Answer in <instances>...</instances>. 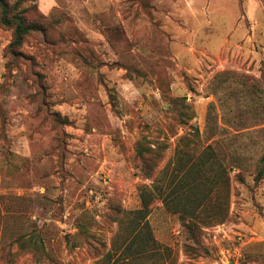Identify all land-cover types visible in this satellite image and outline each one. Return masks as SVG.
Masks as SVG:
<instances>
[{
	"label": "rangeland",
	"instance_id": "374dc122",
	"mask_svg": "<svg viewBox=\"0 0 264 264\" xmlns=\"http://www.w3.org/2000/svg\"><path fill=\"white\" fill-rule=\"evenodd\" d=\"M6 1L0 264H264V0Z\"/></svg>",
	"mask_w": 264,
	"mask_h": 264
},
{
	"label": "trees",
	"instance_id": "16d2710c",
	"mask_svg": "<svg viewBox=\"0 0 264 264\" xmlns=\"http://www.w3.org/2000/svg\"><path fill=\"white\" fill-rule=\"evenodd\" d=\"M0 9L2 11V15H1V22L3 25L7 26V27H15V40H17V43L20 44L23 41L24 35L27 34L30 31L29 27L24 26V24L22 23L21 19H18L19 22H17L19 25L16 26L15 23L13 22L12 19L9 16L10 13V5L6 0H0ZM263 169V168H262ZM261 169V171H262ZM138 213L141 215L143 214L142 210L138 211ZM149 226L148 224L144 225V227ZM151 240V235L149 234L148 236V243ZM153 243L155 244V241L153 240ZM147 249L145 244L141 246L140 250L137 252L138 254L140 253H145L147 252ZM130 251V248L125 249L124 252L122 253L123 255H126V253H128ZM124 258V256L122 257ZM57 264V263H56Z\"/></svg>",
	"mask_w": 264,
	"mask_h": 264
}]
</instances>
